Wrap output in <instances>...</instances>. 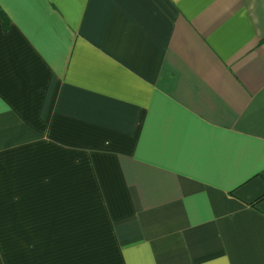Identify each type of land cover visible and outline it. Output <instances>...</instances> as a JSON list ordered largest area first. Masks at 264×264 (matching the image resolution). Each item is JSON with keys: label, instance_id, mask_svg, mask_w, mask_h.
Here are the masks:
<instances>
[{"label": "crops", "instance_id": "0c3cea01", "mask_svg": "<svg viewBox=\"0 0 264 264\" xmlns=\"http://www.w3.org/2000/svg\"><path fill=\"white\" fill-rule=\"evenodd\" d=\"M264 0H0V264H264Z\"/></svg>", "mask_w": 264, "mask_h": 264}, {"label": "trees", "instance_id": "16d2710c", "mask_svg": "<svg viewBox=\"0 0 264 264\" xmlns=\"http://www.w3.org/2000/svg\"><path fill=\"white\" fill-rule=\"evenodd\" d=\"M264 198V195H262V196H260L259 198H257L252 204H255V203H257L258 201H260L261 199H263Z\"/></svg>", "mask_w": 264, "mask_h": 264}]
</instances>
